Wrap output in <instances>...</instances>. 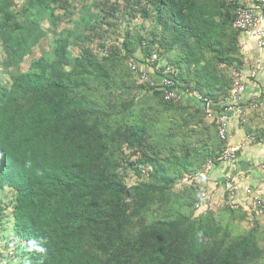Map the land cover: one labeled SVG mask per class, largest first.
Listing matches in <instances>:
<instances>
[{
	"label": "trees",
	"instance_id": "trees-1",
	"mask_svg": "<svg viewBox=\"0 0 264 264\" xmlns=\"http://www.w3.org/2000/svg\"><path fill=\"white\" fill-rule=\"evenodd\" d=\"M131 8L143 21L123 26ZM236 17L226 0H0V264H264V212L199 184L224 163L212 105L245 68Z\"/></svg>",
	"mask_w": 264,
	"mask_h": 264
},
{
	"label": "crops",
	"instance_id": "crops-1",
	"mask_svg": "<svg viewBox=\"0 0 264 264\" xmlns=\"http://www.w3.org/2000/svg\"><path fill=\"white\" fill-rule=\"evenodd\" d=\"M238 42L246 60L245 71L249 72L260 54L263 56V60L258 65L257 75L248 80L243 106L246 112V124L241 121L237 114H233L228 122L230 145L245 138L250 143L247 145L243 143L245 147L238 151L234 161L216 164L209 172H203L204 176L199 180V184L208 183L202 187L206 188L210 192L209 194H215L219 190H225L230 194L225 188L224 182L228 176H231L240 186L234 199L237 202L236 206L244 205L245 208H248L251 206L246 195L248 187L252 188L264 200V49L258 47V38L253 32H241ZM254 104H258V106L254 107ZM217 106L220 107L221 103H213L212 105L216 109ZM250 135L257 137L250 140L248 138ZM242 150L244 151L241 152ZM220 168L222 169L220 170ZM208 178L211 180L207 182ZM213 199L216 198L213 197Z\"/></svg>",
	"mask_w": 264,
	"mask_h": 264
},
{
	"label": "built area",
	"instance_id": "built-area-1",
	"mask_svg": "<svg viewBox=\"0 0 264 264\" xmlns=\"http://www.w3.org/2000/svg\"><path fill=\"white\" fill-rule=\"evenodd\" d=\"M228 3H233L237 5V17L234 21V26L240 32H253L258 38V47L264 49V0H226ZM158 59V54L153 53L150 57V61L154 64ZM263 60L262 54L257 57L249 72L244 69H233V86L230 93L221 101V112L217 117L218 130L221 138L224 141L228 139V122L232 116V113L239 115L242 122L245 121V112L242 102L245 100V93L247 90L248 80L250 77H254L258 73L259 62ZM132 69L136 71L141 65L140 61L133 60L131 63ZM148 70L147 68H145ZM143 70L141 75L142 80H147V71ZM169 70L167 69L166 72ZM158 84L162 85H173L174 82L168 77H162ZM166 99L173 100L175 102H180L184 99L183 92H176L172 89L165 88ZM191 96L201 98V95L196 92H191ZM205 104H210L209 101H205ZM257 106V104H255ZM249 139L253 140V136H248ZM245 145L243 143L239 145H228L221 153L219 160L229 163L232 162L239 150L243 149ZM210 165L207 170L210 169ZM225 188L230 192V200L234 201L237 196L240 186L238 182L228 176L224 182ZM247 200L251 206L256 209L259 213L264 212V200L254 192L251 188L246 190Z\"/></svg>",
	"mask_w": 264,
	"mask_h": 264
},
{
	"label": "rangeland",
	"instance_id": "rangeland-1",
	"mask_svg": "<svg viewBox=\"0 0 264 264\" xmlns=\"http://www.w3.org/2000/svg\"><path fill=\"white\" fill-rule=\"evenodd\" d=\"M136 15L137 17H135V18H133L132 17V15ZM119 19H120V22H122V25L123 26H134V25H137V24H140V23H142V21H143V18H142V16L139 14H137L132 8L128 11V12H124V10L123 9H121L120 10V16H119ZM145 21V25H147V26H150L152 23H151V19H148L147 21L146 20H144ZM109 39H110V41H112V42H114V41H116L115 40V35L113 34V35H110L109 36ZM51 40V37H49L48 39H45L44 40V45L42 46H38L36 49H35V51H34V53H33V55H30V56H27V58H26V60L24 61V63H23V65H22V69L23 70H26L27 68H28V66H29V61H30V59L33 57V56H39V55H41L42 54V50L43 49H45V48H48V43H49V41ZM92 43V42H91ZM90 43V44H91ZM96 43H97V41L95 42V45H96ZM4 56V54H3V52H2V50H1V47H0V57H3ZM135 74V73H134ZM0 75H4L6 78H8L9 76V74H8V72L7 71H4V69L3 68H1L0 69ZM138 75V74H137ZM206 105V104H205ZM257 106H258V104H257ZM257 106H255V104H254V107H257ZM206 107V110H209L210 109V106H205ZM237 143H232V145H236V144H241V143H245L246 145L248 144V143H250V141H248L246 138L245 139H243V140H238V141H236ZM245 150V149H244ZM244 150H242L241 152H243ZM209 165H211V167H213L214 165L212 164V163H209V164H207L206 166H205V168H204V173H206V172H209L212 168H210L209 170H207V168L209 167ZM222 168H220V170H221ZM130 172V171H129ZM131 174V173H130ZM127 180H128V182H129V184H135L136 183V181H137V177L135 176V175H133V174H131L128 178H127ZM211 179H209L208 178V180H207V182L208 181H210ZM187 182H189V181H187L186 179L183 181H180V182H178V186H177V188L178 187H182L183 186V183L185 184V183H187ZM180 183V184H179ZM200 185L201 186H205V185H208V183H200ZM210 192L208 191V190H204V192H203V195L204 196H208L209 195V197H215L216 199H214V200H218V201H220V202H222V199L221 198H223V190H219V191H217V193H213V194H209ZM221 197V198H220ZM219 198V199H218ZM217 208V207H216ZM260 218V220H263V218H264V216H260L259 217ZM238 224L240 225V227L241 228H249L252 224H248L247 222H246V220L245 221H242V220H240L239 222H238ZM6 241H7V239H5V238H2L1 236H0V248H4V244L6 243ZM263 244H264V242H263Z\"/></svg>",
	"mask_w": 264,
	"mask_h": 264
},
{
	"label": "bare ground",
	"instance_id": "bare-ground-1",
	"mask_svg": "<svg viewBox=\"0 0 264 264\" xmlns=\"http://www.w3.org/2000/svg\"><path fill=\"white\" fill-rule=\"evenodd\" d=\"M204 105H205V104H204ZM206 105H207V104H206ZM206 105H205V106H206ZM207 106H210V104H208ZM205 108H206V107H205ZM243 109H244V107H243ZM244 112H245V109H244ZM234 114H236V113H234ZM232 115H233V113H232ZM237 115H238V114H237ZM238 117H239V115H238ZM239 118H240V117H239ZM246 120H247V119H246V112H245V121H244V122H246ZM218 132H219V130H218ZM219 135H220V134H219ZM228 137H229V133H228ZM220 138H221V136H220ZM255 138H256V137H254V139H255ZM221 139H222V138H221ZM254 139H253V140H254ZM222 140H223V139H222ZM250 140H251V139H250ZM226 142H227V146L230 145L228 139H227ZM237 154H238V153H237ZM236 158H237V156H236ZM236 158H235V159H236ZM235 159H234V160H235ZM234 160H233V161H234ZM224 163H225V162H224ZM210 166H211V165H210ZM210 168H212V167H210ZM248 188H249V187H248ZM251 189H252V188H251ZM246 190H247V189H246ZM252 190H253V189H252Z\"/></svg>",
	"mask_w": 264,
	"mask_h": 264
},
{
	"label": "clouds",
	"instance_id": "clouds-1",
	"mask_svg": "<svg viewBox=\"0 0 264 264\" xmlns=\"http://www.w3.org/2000/svg\"><path fill=\"white\" fill-rule=\"evenodd\" d=\"M205 103H206V102H205ZM205 103H204V104H205Z\"/></svg>",
	"mask_w": 264,
	"mask_h": 264
}]
</instances>
